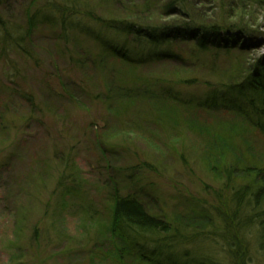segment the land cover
<instances>
[{"label":"rangeland","instance_id":"obj_1","mask_svg":"<svg viewBox=\"0 0 264 264\" xmlns=\"http://www.w3.org/2000/svg\"><path fill=\"white\" fill-rule=\"evenodd\" d=\"M48 1L0 0V17L26 33ZM85 1L103 21L127 19L125 6L143 3ZM187 1L201 23L245 21L239 43L247 47L133 67L100 54L88 33L104 30L88 19L75 18L82 25L71 30L40 19L25 52H1L0 31V264H117L105 231L114 189L170 223L185 243L178 251L194 264H264V208L252 194L240 209L233 201L259 180L264 135L235 112L185 99L264 60V0ZM166 86L175 90L162 92ZM232 220L237 226L226 232Z\"/></svg>","mask_w":264,"mask_h":264},{"label":"trees","instance_id":"obj_2","mask_svg":"<svg viewBox=\"0 0 264 264\" xmlns=\"http://www.w3.org/2000/svg\"><path fill=\"white\" fill-rule=\"evenodd\" d=\"M83 1L49 0L45 11L42 9L40 12L37 8L38 11L28 18L26 33L18 29L13 31L0 17V31L4 33L1 52L7 46L12 47L15 52H25L24 44L40 19L58 24L62 30H71L81 28V22L75 21L78 17L101 24L103 32L88 34L99 43L102 56L113 57L118 62L133 67L155 62L183 65L199 59L201 54L203 57L217 59L236 51L238 46L243 49L247 47L245 44L241 47L239 43L243 32L247 31L243 28L245 21L219 24L213 21L214 17L210 19L206 16L209 23H201L189 14L187 0H143V3H130L129 8L125 6L129 15L127 19L106 21L99 19L93 8ZM101 2L115 7V0ZM155 7L156 14H151V9L154 10ZM155 15L160 18H178L180 21L155 25L150 22ZM232 71L235 74H230L229 83L208 84L202 93L185 98L186 103L208 112H235L264 135V60L255 63L249 71L247 68L241 72L237 68ZM173 89L175 90L172 86H166L162 92L171 94ZM25 96L28 99L31 97L28 94ZM231 169L233 171L232 166ZM232 171L226 172L229 179L233 175ZM255 171L258 182L253 187L240 188L233 194V201L238 209L241 201L250 194L253 195L255 208H264H259L264 206V168H257ZM249 190L253 192L248 193ZM113 192L110 198V222L105 231L115 248L112 254H107L108 257H112L117 264H194L186 252L178 251V247L185 243L176 238L170 223L149 212L137 197L122 196L117 189ZM262 221L260 245L264 251V220ZM231 223L226 227V232L237 226L234 220ZM242 263L244 264L243 260Z\"/></svg>","mask_w":264,"mask_h":264}]
</instances>
